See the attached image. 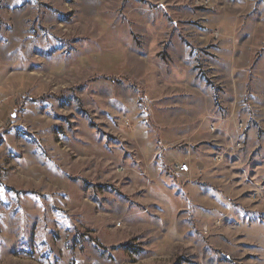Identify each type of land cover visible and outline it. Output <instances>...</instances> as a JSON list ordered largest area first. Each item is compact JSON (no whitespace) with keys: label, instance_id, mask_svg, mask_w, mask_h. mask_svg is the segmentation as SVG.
<instances>
[{"label":"rangeland","instance_id":"rangeland-1","mask_svg":"<svg viewBox=\"0 0 264 264\" xmlns=\"http://www.w3.org/2000/svg\"><path fill=\"white\" fill-rule=\"evenodd\" d=\"M257 184L264 0H0V264H264Z\"/></svg>","mask_w":264,"mask_h":264},{"label":"built area","instance_id":"built-area-1","mask_svg":"<svg viewBox=\"0 0 264 264\" xmlns=\"http://www.w3.org/2000/svg\"><path fill=\"white\" fill-rule=\"evenodd\" d=\"M205 2H207L208 0H204ZM232 115V114H231ZM230 116V115H229ZM237 127L239 129L243 128V123L239 122L237 124ZM218 128L215 126L214 123H211L209 126V130L210 131H216ZM239 145V144H238ZM214 160H219L220 159V155H215L213 156ZM176 169L178 170V172L181 173H188L190 171L189 165L187 163H182L180 165L176 166ZM252 196L256 199V200H260V198H264V186L261 184H257L254 188L253 191L251 192Z\"/></svg>","mask_w":264,"mask_h":264},{"label":"crops","instance_id":"crops-1","mask_svg":"<svg viewBox=\"0 0 264 264\" xmlns=\"http://www.w3.org/2000/svg\"><path fill=\"white\" fill-rule=\"evenodd\" d=\"M194 165L196 166V165H198V164L196 163V164H194ZM194 165H193V166H194ZM179 173H180V172H179ZM181 174H184V173H181Z\"/></svg>","mask_w":264,"mask_h":264}]
</instances>
